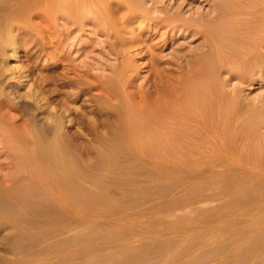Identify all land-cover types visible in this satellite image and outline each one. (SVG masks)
<instances>
[{
  "label": "rangeland",
  "instance_id": "1",
  "mask_svg": "<svg viewBox=\"0 0 264 264\" xmlns=\"http://www.w3.org/2000/svg\"><path fill=\"white\" fill-rule=\"evenodd\" d=\"M64 1L31 14L28 27L15 32L16 52L0 66L15 73L21 66L49 104L68 109L76 199L63 211L34 198L33 216L23 210L30 201L17 204L0 189V264H264V178L254 174L264 168V64L228 56L202 80L228 97L230 115L207 154L208 174L190 168L181 149L158 162L128 153L120 105L100 96L118 89L120 75L127 95L145 100L155 76L163 102L179 104L207 50L205 29L221 22L217 0H107L104 7ZM249 34L258 41L248 46L254 59L264 62V28ZM214 47L228 52L220 42ZM0 84L9 99L1 116L22 131L25 113H36L32 101L15 84ZM5 171L0 167V176Z\"/></svg>",
  "mask_w": 264,
  "mask_h": 264
},
{
  "label": "bare ground",
  "instance_id": "2",
  "mask_svg": "<svg viewBox=\"0 0 264 264\" xmlns=\"http://www.w3.org/2000/svg\"><path fill=\"white\" fill-rule=\"evenodd\" d=\"M65 1L66 3L69 2V0ZM74 1L77 5L93 3L99 7L109 4L107 0ZM58 2H61V0H0L1 63L6 56H12L16 52L15 41L17 37L15 32L28 27L31 14L38 9L54 7ZM214 5L215 17L221 22L215 29H205L207 50L203 52L202 59L196 61L197 66H195L196 69L192 75V82H190L185 93L186 96L184 95L183 100H179L181 101L179 104H177L178 102L174 104L175 101L163 102L164 98L159 94L160 77L155 76L150 80L146 99L137 102L131 95H127L125 87L127 78L124 76L119 75L114 79L118 83V89L116 87L115 89L111 87L113 90L102 89L100 96L105 100L108 98L111 102L116 100L115 103L120 105V109L118 110L117 107L116 109L119 111L118 115L122 116L120 122L122 126L120 130H122L121 133L124 137L122 140L128 148V153L132 152L135 157L139 155L148 156L150 159L157 157L158 162L159 156L163 159V153L170 154L176 149H181L189 156L186 163L190 168L201 167L203 174L212 173L205 168L207 154L212 151L216 139L220 136L222 126L230 115L228 107H225L228 97L219 93L215 82L204 83L202 80H205L212 72L219 69L222 62L229 63L231 58L240 59L248 65L255 64L259 66L264 64L263 61L254 59L255 50L248 47L250 43H258L257 39L251 37L249 33L264 28V0H217ZM217 42L224 44L228 52L224 54L215 51L214 48L216 47L214 46ZM228 56L231 58L228 59ZM21 69L20 66L19 71L15 73L10 71L9 67L0 66V78L2 79L0 81L15 84L16 88L22 89V95L24 94L32 101L31 105L34 106L33 110L36 113L24 112L27 114V121L24 119L21 126L27 129L23 128L24 130L21 131V129L16 128L17 121L2 118L3 115L1 116V114L3 112L0 109V136L3 137V141H0V144H2L0 155L4 156L6 160L4 163H0V167L6 170L0 176V189L5 196H9V200L12 198L20 202H16L17 204L30 201L27 204L29 206H26L27 210L23 209L30 215L37 214L34 212V207L32 208L30 205L34 198L54 201L64 211L67 210L65 205L67 204L69 207L73 199H76V166H74L76 162L73 161V156H70L72 154H69L71 153L68 150V148L70 149L68 147L70 142L68 143V140H66L64 132L67 120H64L63 115L68 109L62 108V106V109H57L51 105L52 103L49 104L41 92L42 90L33 88L27 79V73ZM8 101V98L2 97L0 89V108L6 106L5 104ZM97 108L101 107L98 106ZM104 111L109 112L106 109ZM101 112H103V108ZM239 113V110H236L233 115L237 116ZM65 114H67V111ZM38 119L42 123L41 127L34 126ZM68 120L70 121V119ZM156 127L161 128L162 131H156ZM104 133L107 132L104 131ZM135 135H139V138L136 139ZM112 136H109L110 140ZM109 138L107 137L108 140ZM162 139L163 142L161 143ZM106 143L108 144V142ZM110 146H114V144ZM145 147H148V149ZM117 149L119 148L117 147ZM106 153L108 152L106 151ZM105 157H108V155ZM152 161L155 160L152 159ZM155 163L156 161L150 165ZM166 164H171V162L167 161ZM260 168L254 170L255 177L264 178V168ZM35 203H37V200ZM23 210L21 209V211Z\"/></svg>",
  "mask_w": 264,
  "mask_h": 264
}]
</instances>
